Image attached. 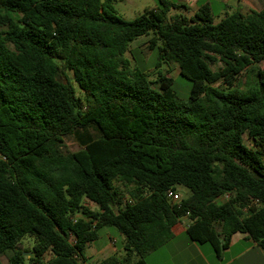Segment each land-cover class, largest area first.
I'll use <instances>...</instances> for the list:
<instances>
[{"label":"trees","instance_id":"obj_1","mask_svg":"<svg viewBox=\"0 0 264 264\" xmlns=\"http://www.w3.org/2000/svg\"><path fill=\"white\" fill-rule=\"evenodd\" d=\"M113 2L0 0L6 264H41L46 253L48 264H85L105 226L123 236V253L96 264H147L184 216L188 237L217 257L237 232L264 251V7L215 22L207 5L187 16L184 3L158 0L125 20ZM149 34L154 81L125 56ZM169 61L190 82L185 101ZM64 136L79 149L63 152ZM178 186L189 193L170 203Z\"/></svg>","mask_w":264,"mask_h":264},{"label":"rangeland","instance_id":"obj_2","mask_svg":"<svg viewBox=\"0 0 264 264\" xmlns=\"http://www.w3.org/2000/svg\"><path fill=\"white\" fill-rule=\"evenodd\" d=\"M158 5V0H114L113 8L116 14L125 20H133L138 15H140L145 9L153 8ZM264 7V1L260 5L254 6L250 4L245 7L244 13L250 12L255 9H262ZM183 12L187 16H193L190 11ZM217 9H215L214 21H218ZM152 34L143 35L137 37L129 44V51L126 53V57L130 60L131 66L133 68H138L139 70L145 71L149 75V79L154 81L156 79V70L153 67L155 61V49L149 48V39ZM221 66V63L211 64L213 70H217ZM163 68L169 71L168 75L173 78V89L177 95V100L182 102L185 101L189 94L190 82L185 78L179 76V69L175 62L169 61L167 64L162 65ZM258 68V65L254 66ZM248 76L246 72H242L237 76L236 82L240 87L245 88ZM156 87L157 85L154 84ZM80 94V92L78 91ZM79 149L77 141L71 136L63 137V152H73ZM176 191L180 194L181 198L185 197L189 190L178 186ZM111 233L114 238L115 248L118 252H123L122 242L123 236L112 226H105L98 230V243H104L106 241V234ZM178 242L180 244L179 251L171 246L172 244L166 245V247L158 248L156 251L148 254L145 257L147 264H229L227 263L229 259L233 258L237 252L242 250L246 245L245 242L241 241L237 245L233 246L230 250H223L221 257H217L209 243L197 244L193 242L187 234H182ZM34 243V237L31 235H26L22 238V246L29 250ZM178 253V255H177ZM9 253L0 254V262L2 264L7 263ZM28 257V255H26ZM232 264H264V251L259 253L257 249H252L245 255L233 258Z\"/></svg>","mask_w":264,"mask_h":264},{"label":"crops","instance_id":"obj_3","mask_svg":"<svg viewBox=\"0 0 264 264\" xmlns=\"http://www.w3.org/2000/svg\"><path fill=\"white\" fill-rule=\"evenodd\" d=\"M171 1L184 3L187 6V9H184V11H190L192 15H194L198 11L200 6L207 5L210 8V11L213 16H215V9H217L218 17L221 18L222 16H224L225 13L231 12L234 10H240L244 12L245 7H248L250 4L257 6V5H260V3L264 0H171ZM85 204L91 209H96V205L93 202L85 201ZM188 223H189V220L187 217L185 216L181 217L173 228L172 238L169 239L167 242H165L159 248H163V247H166V245L172 244L171 246L172 247L174 246L176 250L179 251L180 244L178 242V239L182 234L184 233L186 234L185 230H186ZM96 240L92 241L85 247V250L83 253L85 264H96L103 258H106L110 255H113V254L121 255L123 253V252H118V250L115 248L116 242L114 241L113 236L109 232L106 234V241L104 243L97 244ZM241 241L245 242L246 245L244 246L242 250L237 252L233 258L241 257L245 255L247 252L251 251L252 249H257L259 253L263 252V250L257 247L256 244L252 242L250 239H248L245 234L240 233V232L234 233L231 236L229 247L225 250L227 251L230 250L233 246L237 245ZM122 245H123V242H122ZM156 250H153L150 253ZM50 257L51 255L49 253H46L43 256V260L41 264H48V260L50 259ZM233 258L229 259L227 263L232 264L234 262ZM207 263L214 264L210 262H207Z\"/></svg>","mask_w":264,"mask_h":264},{"label":"built area","instance_id":"obj_4","mask_svg":"<svg viewBox=\"0 0 264 264\" xmlns=\"http://www.w3.org/2000/svg\"><path fill=\"white\" fill-rule=\"evenodd\" d=\"M166 196H167V199L169 200L170 203H177L180 201L181 199V196L180 194L175 190V189H168L167 193H166ZM228 198V195H222L220 197L217 198V202H222L224 201L225 199ZM126 201L127 202H131L132 199L127 197L126 198ZM186 217V216H185ZM70 241L71 242H74L73 238L71 237L70 238Z\"/></svg>","mask_w":264,"mask_h":264}]
</instances>
